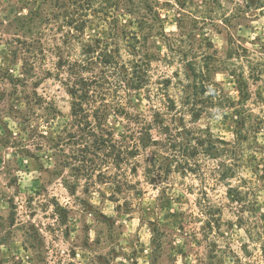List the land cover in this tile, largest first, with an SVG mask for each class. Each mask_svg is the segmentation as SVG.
Returning <instances> with one entry per match:
<instances>
[{"label":"rangeland","instance_id":"1","mask_svg":"<svg viewBox=\"0 0 264 264\" xmlns=\"http://www.w3.org/2000/svg\"><path fill=\"white\" fill-rule=\"evenodd\" d=\"M30 1L0 0V264H264L249 239L264 213V182L252 163L241 172L250 194L233 207L230 186L212 179L176 175L169 185L149 181L150 148L130 167L97 160V171L90 170L94 162L84 159L85 145L67 140L77 127L66 85L48 74L57 58L37 51L40 42L48 50L62 34L30 22ZM36 1L40 11L54 10L49 2ZM156 1L172 42L191 37L196 49L224 57L231 41L248 45L264 39V0ZM89 27V40L107 29L97 18ZM148 46L161 53L168 48L163 37ZM212 79L231 85L221 70ZM251 92L254 112L263 115L264 82L252 85ZM35 95L53 109L31 103ZM136 112L150 117L143 103ZM188 125L233 139L232 118L208 114ZM230 183L235 189L244 185ZM203 191L213 203V231L205 230L198 204ZM242 205L241 223L234 207Z\"/></svg>","mask_w":264,"mask_h":264},{"label":"trees","instance_id":"2","mask_svg":"<svg viewBox=\"0 0 264 264\" xmlns=\"http://www.w3.org/2000/svg\"><path fill=\"white\" fill-rule=\"evenodd\" d=\"M36 2L29 3L30 22L62 34L49 42L48 50L40 42L37 51L57 58L48 74L55 73L66 85L77 127L67 133V140L85 145L84 159L94 162L91 171H97V160L118 169L130 167L150 148L145 169L149 181L169 185L176 175L205 183L212 179L230 186L232 207L250 194L241 176L246 162L264 182V113L254 112L257 103L251 92L252 85L264 82L262 37L248 45L231 41L227 54L218 57L206 47L196 49L197 40L191 37L170 41L156 0H43L54 8L47 12ZM95 18L104 21L106 33L89 40V24ZM155 37L167 40L166 53L149 49ZM217 70L226 74L230 87L212 79ZM30 101L45 111L53 109L39 95ZM140 103L150 117L136 112ZM208 114L232 118V140L188 125ZM234 180L244 185L235 189L230 183ZM203 194L198 204L204 227L213 231V203L206 191ZM243 206L234 207L241 223ZM249 239L264 258V213L257 216Z\"/></svg>","mask_w":264,"mask_h":264}]
</instances>
